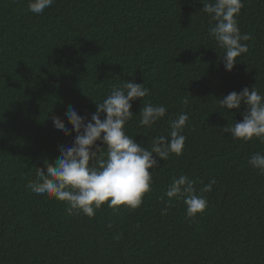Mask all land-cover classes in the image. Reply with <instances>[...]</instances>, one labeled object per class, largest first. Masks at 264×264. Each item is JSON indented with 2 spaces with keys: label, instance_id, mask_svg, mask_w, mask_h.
Returning a JSON list of instances; mask_svg holds the SVG:
<instances>
[{
  "label": "trees",
  "instance_id": "trees-1",
  "mask_svg": "<svg viewBox=\"0 0 264 264\" xmlns=\"http://www.w3.org/2000/svg\"><path fill=\"white\" fill-rule=\"evenodd\" d=\"M203 2L54 0L36 15L28 0H0V264H264V175L248 163L264 143L223 133L242 121L244 106L221 109L216 100L252 86L264 95V0H242L238 27L251 39L230 72ZM126 81L150 90L132 102L137 115L125 126L145 147L168 134L169 119L189 116L182 154L157 158L141 206L105 203L88 218L26 190L36 168L46 171L74 139L51 116L71 128L69 106L90 119L95 102ZM144 102L168 110L151 129L138 124ZM182 174L208 200L192 220L182 199L161 215L168 185Z\"/></svg>",
  "mask_w": 264,
  "mask_h": 264
},
{
  "label": "clouds",
  "instance_id": "clouds-1",
  "mask_svg": "<svg viewBox=\"0 0 264 264\" xmlns=\"http://www.w3.org/2000/svg\"><path fill=\"white\" fill-rule=\"evenodd\" d=\"M53 3L54 0H28L26 10L39 15ZM202 4L201 10L214 22L209 37L224 50L222 62L225 70L230 72L237 58L248 51L242 41L251 39L250 34L242 35L238 27L237 17L244 4L242 0H205ZM149 91L143 83L132 81L114 85L102 101L95 102L96 109L90 119L69 106L66 117L71 128L52 115L54 129L66 137L74 134V139L71 146H59L60 155L54 163L45 161L46 171L36 168V179L25 185L26 190L63 202L68 215L83 214L88 218H93L105 203L113 211H119L121 207L129 210L140 207L145 194L151 191L152 174L149 170L158 166L157 158L164 161L170 154H182L186 141L183 130L189 120L188 114L182 112L167 121L169 131L166 136L152 138L150 147L138 143L135 136L126 133L125 126L137 115L131 111L132 102L137 99L142 102ZM216 100L221 109L239 112L244 106L242 121L224 126L221 128L223 133L230 134L233 140L255 138L264 143V95L252 86L239 93L232 91ZM183 103L186 104L187 100ZM167 111L162 104L144 102L138 113V124L151 129ZM248 163L264 175V153H254ZM195 183L187 175L173 177L165 192L167 202L161 215L167 214L173 199L183 200L187 219L202 214L208 200L197 193ZM215 183V179L210 180L201 191L211 192ZM121 238V234L114 237L117 241Z\"/></svg>",
  "mask_w": 264,
  "mask_h": 264
}]
</instances>
